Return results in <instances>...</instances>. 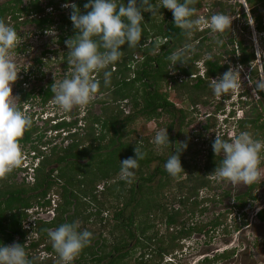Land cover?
<instances>
[{"label":"trees","instance_id":"obj_1","mask_svg":"<svg viewBox=\"0 0 264 264\" xmlns=\"http://www.w3.org/2000/svg\"><path fill=\"white\" fill-rule=\"evenodd\" d=\"M60 1L71 0H50L49 4L58 8L59 3H61ZM75 1L77 7H81L79 8L81 14H86L87 11H90V9L84 8L88 0ZM245 1L250 8L256 30L259 33L264 32V15L261 13V11H264V0ZM122 2L126 5L128 0H118V3ZM151 2L159 6L161 0H151ZM206 2L207 0H195L194 7L197 10V16H200L204 3ZM222 3L224 2H218L220 5H222ZM22 5V0H15V5L7 4L0 7V20H4L5 23L10 24V20H7L6 15L9 13L11 16H14L18 11L26 12L27 9L23 8ZM33 5L37 6L38 10L41 9L37 1H35ZM26 15H28V11ZM142 15L144 22L140 44L135 48H128L127 44L122 46L121 51H123V55L121 59L106 69L112 72L110 78L111 83L107 86L104 85L103 71H101L99 75L94 74V78L100 80V88L97 94L102 96L98 97L96 102L101 105L103 118L101 115L96 117H92L90 114L87 115L85 118L87 125L84 127L87 132L84 135H80V133L77 132L68 137L67 134L65 139L67 141L73 140L72 142L70 141L71 143L69 146L57 147L58 145L55 144L51 147L52 152L49 156L43 155V151L40 147L35 146L38 144H33L30 149H36V156L41 155L39 157L41 160L34 169L35 174L32 185L28 186V183L25 181L19 185L8 183L7 179L11 178L12 171L0 177V245L8 246L10 242L15 240L16 236H18V243L24 246L26 231L22 230V221L29 215L26 210L35 204L41 207L50 206V200H47L46 196L53 186L62 181L63 183H61V190L59 193L63 199L64 205L57 206L55 209V216L52 220L37 221V232L40 235V239L37 242H31L28 247L24 246L25 250H30L45 244L42 247L44 251L56 253L52 247V243H45V239H49L48 232L51 229L58 228L63 223L79 221L80 230H88L92 232L93 236L91 243L85 247L73 261L75 264H128L127 256L130 254V250H127L130 243L129 239H134L135 237L137 243L134 248H138L140 252L135 261L139 264H159L158 260L162 258L163 255L171 254L179 246V243L176 242L177 239L189 235L195 228H198L199 231L202 230L201 227H189L188 229L182 227L178 232L179 235H172L168 243L161 238L162 246L153 249L154 246L151 242L154 240V236L153 234L147 235L146 233L150 228L154 227V223H149L144 220L139 221L138 228L140 230V235L137 236L132 228L135 218L134 213L124 217V208H120V210L115 208L112 217L114 219L113 226L108 224V217L100 216L105 209L104 205L107 204L112 197L115 201L124 200L123 206L127 207L130 203L135 201V197L140 193L146 195V197L150 195L145 202V204L148 205V210H139L141 212H146L148 217L151 213L150 209H156V207L160 208V199L166 196L164 194V196L162 195L163 189L171 187L177 189L176 192H178V194L175 193L171 203L180 202L182 205H186L188 201L192 200L191 204H193V207L191 206V208L193 210L195 207L199 206V201L196 200V196L199 193L200 187L206 186L207 182H209L208 177L213 175L212 173L216 166H219L223 159L220 154L215 155L212 148L214 140H212L208 145L209 147L207 149L205 163L202 166L203 168L199 167V158L196 151L189 156L180 154L181 165L185 173L182 172L178 176L173 177L165 170V162L171 155L170 152L175 144V136L171 133L173 126L176 123H181L182 127H186L193 123L194 120L191 118V110L175 107L176 105L169 99L168 93L162 92L161 89L167 87L169 84L171 89L176 91L177 98L180 99L181 96H184L185 101L189 103L191 107L200 103L208 104L210 101L208 98L215 97L209 86L211 79L221 77L228 71V64L222 62V56L220 55L215 56V58L210 61L205 59V77H201L198 75L200 68L197 62L203 58L202 52L205 48L211 51V45L206 46V41L209 39V34L213 32L209 28L203 30L199 28L193 33L191 39H189L183 30L175 26L174 17L170 10L160 8L159 14L157 15L152 16L150 12H142ZM242 15L245 18L247 17L244 10L242 11ZM206 17H210V14H206ZM14 19L17 21L14 26H17L18 23H20V17H16L15 14ZM61 19L62 23L59 25L61 34L58 36L59 43H63L66 40L65 38L68 37L74 39L76 35V30L73 27L70 17L62 14ZM27 20L32 21L26 19L23 22H27ZM34 21L39 29H43L45 26L51 24L53 19L43 17L40 19L35 18ZM231 42H234L235 45V48L230 52L233 61L240 65H250L255 61V48L245 45L243 40L235 41L231 39ZM186 43L194 44L196 52L191 55L190 58L186 59L185 63H177L174 67L168 57L182 48ZM223 45L224 44H222V46ZM17 49L19 51L27 50L21 47H17ZM49 53H52V51L45 50L42 56L37 59V62L43 63L44 59L50 58V55H48ZM69 53L70 50L64 54L63 58L61 56L59 58L67 65L70 59ZM56 59L58 60V56ZM44 64L45 63H43V65ZM170 65L172 66L170 67ZM171 68L178 71V76L182 75L184 77L178 78L174 75H170ZM262 70L264 71V62L262 63ZM257 72V69H254V72L252 71L253 74H257ZM30 74L33 75L34 71H31ZM43 77V75L40 76L42 79ZM28 78V74H23L22 78L17 83L20 88L19 97L21 106L19 108L21 110H23L25 104H30L36 96H39V102L42 106H45L48 102L53 100L54 93L51 91L52 81L49 82L46 87H40L38 90L32 87L31 90L25 92L22 83L25 82L26 84ZM190 80L194 81L190 82ZM32 89H35V91ZM119 101L129 102L131 104L130 111L125 113L124 109L118 104ZM261 103L260 101L259 104ZM251 109L252 111L255 110V106ZM261 111H263L262 107ZM255 113L256 115L254 118L246 115L243 120L238 122V127L236 128L237 134L245 130H264L263 113L257 110ZM163 114H167L171 118L167 127L170 142V144L167 145V148H169V155L159 157L154 153L152 148H149L150 144L148 142L147 146L143 147L141 151V153H143V158L139 160V167L134 170L135 175L131 183L119 180L107 188L108 193L100 191V194H98L100 196L93 193L98 183L115 178V175L120 172V161L129 157L135 158V148L123 138V133H125L127 127L139 117L145 120H151L159 119ZM32 115L29 116L32 117ZM208 123L204 126L205 128H215V126H217L215 115L208 117ZM98 124L101 125V130H99L101 135L97 138L95 134L98 133V131L95 125ZM73 125L74 122H67L64 121V119L59 122L55 120L52 128L53 130L62 128L70 130L68 128ZM37 129L38 127L32 123L31 128L28 129L27 132L33 134V132H37ZM102 130H105L106 133H111V136L107 137V142L105 144H103V141L106 136ZM80 136L82 137L80 138ZM201 136L200 134L199 137ZM57 137H60V135H57ZM222 138L229 140L227 137ZM200 148L199 152L201 150ZM112 149H114L115 156L118 157L116 162H111L110 159L112 156ZM103 150L105 151L102 152ZM176 151H178V149H175V152ZM97 157L100 160L96 162L95 160ZM156 158H159L164 165H159L154 172L151 174L148 173V176H144L143 170L145 169L148 171L150 164ZM82 159H87V161L82 163ZM200 170H202L204 174L198 176L199 173L197 172ZM184 174L185 177L182 179ZM78 175H82V177L79 178ZM157 175L161 178L159 183L154 186L148 184V182H151ZM86 176L88 178H86ZM74 186L79 188L82 193L81 195L75 192ZM126 191L128 194H126ZM154 194L160 195L158 201L154 197ZM111 195L112 197H110ZM87 196H91L90 202L93 201L95 205H97L98 210L93 213L89 212L88 214H84V211L77 210L79 206L81 207L83 204L85 205L88 203L86 201L81 202L80 197L86 198ZM120 197L123 198L121 199ZM250 197L251 193H247L241 198H238V200H241V204L236 206L244 208L246 200ZM78 201L83 204L80 205ZM152 201L154 203H152ZM138 206L137 204V207ZM68 207H71L73 210L70 211ZM204 208L205 207H203L202 210H204ZM152 212L155 213L156 211ZM179 213V210L176 209L170 213H163L166 215L164 223L168 228L172 223H175V218ZM91 215L97 217V227H94V221H89ZM259 216L260 220H264V212L260 213ZM219 223L218 220L214 219L210 222V225L213 226ZM106 230H108L110 234H114V231L118 230L116 235L113 236V243L103 236ZM142 237L145 238L144 242L141 241ZM227 254L229 255V253ZM146 255H151V259H144ZM54 256V260L51 258L45 259L44 261H47L46 264H60L58 256ZM28 258L32 264H41L35 261L33 257ZM210 262V258H206L204 261H201L200 264H209Z\"/></svg>","mask_w":264,"mask_h":264},{"label":"rangeland","instance_id":"obj_2","mask_svg":"<svg viewBox=\"0 0 264 264\" xmlns=\"http://www.w3.org/2000/svg\"><path fill=\"white\" fill-rule=\"evenodd\" d=\"M3 1V0H2ZM1 1V2H2ZM6 1V0H4ZM24 0H22L23 2ZM27 1V0H25ZM224 2L222 5L218 4V2ZM217 2V3H216ZM224 4V5H223ZM247 14V17L245 18L242 15V11ZM47 11V10H46ZM59 11H56V15L54 16V29L44 34V36H35L34 34H30L34 31V24H22L18 28L17 33H19V43L17 47L21 48H27L26 51H19L17 47L12 50V58L14 62L17 65V70L19 71L17 80L11 84V95L13 97H10V100L13 104L20 107V97H19V87L17 85L18 81L22 78L23 72L29 67L33 65L34 67V74H30L29 71L27 72L29 75V78L27 79V84H23L24 91L31 90L32 87H35L36 90H38L40 87H46L49 82H56L59 81L65 76H70L72 72V65L68 64L66 65L62 59H59L60 56L63 58V54L65 52H68V48H64L62 43L60 44L57 38V35H59L60 30L56 29L57 25L62 23V19H60ZM217 13H222L227 16H229L232 19L231 28L229 30H226L223 34L220 33H212L209 34V39L206 41V46L211 45V51H208L207 48L203 50L202 52V59L199 62V66L201 69H206L204 60L205 57L208 55H213V59L215 56H222V62L228 64L229 67H237L242 66V71L240 73L241 76V87L236 92H229L221 97H213L208 98L210 101L208 104H197L196 106L189 105L185 101V97L181 96L180 99L177 98V93L174 89H171V87H163L161 89L162 92H167L168 97L171 101L175 103V107L178 108H185L192 111L191 118L194 120L193 123L186 127H182L181 123H176L171 133L175 136V144L172 147V150L170 154L175 152V149L180 150L183 144L187 145L186 149L181 150L180 154L182 155H191L197 151V155L199 158V167H202L205 163V157L208 149V145L212 140H215L216 135L219 134V130L217 127L221 123V118L225 117L223 113H227L230 109L232 110L233 107L230 105V101H235L234 97L235 94H238L241 92L244 87L247 88L248 92L251 93L253 89L255 88V82L257 79L264 78V72L262 70V63L264 62V55L260 57V59H257L250 65H239L235 61L232 60V56L230 55V52L233 48H235L234 42H231V39L237 41V40H243L245 45L252 46V48H255L257 52V48H259L261 51H264V32L259 33L255 28V23L253 21V16L250 12V8L248 7V4L245 0H207L206 3H204V7L201 11L200 16H205L206 14L214 15ZM262 15H264V11H261ZM8 18V17H7ZM25 18L23 17V20ZM34 35V36H33ZM211 38V39H210ZM70 38H66V40H69ZM222 40L224 44L217 45V40ZM65 40V41H66ZM196 43V42H195ZM50 49L52 53H49L50 58L44 59L43 63H38L37 59L42 56V53ZM139 54V53H137ZM58 56V60L56 57ZM172 65H170L171 67ZM200 71H203L201 70ZM254 69H257V74H253ZM170 75H174L178 78H183V76H178V71L170 69ZM44 76L43 79L40 78V76ZM193 79V78H192ZM217 79V78H215ZM194 80H190V82H193ZM35 89H32L35 91ZM251 91V92H250ZM36 94V93H35ZM259 94V93H258ZM104 95V94H103ZM102 95L96 94L93 100H96L98 97ZM260 96V95H259ZM205 97V96H204ZM254 97V100L253 98ZM206 98V97H205ZM233 98V99H232ZM39 96L34 97L32 102L30 104H26L23 106V111L28 115H34L32 116V123H34L40 131L47 130V133L54 134L55 131L52 129V123L50 120L43 121L42 119L45 118V116L53 115L55 117H59L61 113H63L62 110L58 108L53 103V100L48 102L46 106H42L39 102ZM258 100L255 98V96L252 94L247 96V102L246 104L243 102L236 103L235 109L239 113V116L245 117L246 115H249L250 117L254 118L257 110L258 112H261L260 109L263 107L262 103L259 104L257 102ZM120 107L124 109V112L127 113L131 109V104L129 102H118ZM255 104V110L252 111L251 108L254 107ZM221 106V108H220ZM88 109L89 112L93 111L92 114L96 116L102 117L101 113V105L99 103H91L90 105L83 106V107H74L71 112H68V118L72 121H76V119H81V117L85 114V109ZM44 113V117L41 119L40 117H37L40 112ZM84 111V112H83ZM236 112V113H237ZM65 113V112H64ZM216 114L217 115V121L218 124L215 126V128H205L204 126L208 123V115L209 114ZM79 114L78 116H76ZM179 115V114H178ZM103 118V117H102ZM171 121V118L167 114H163L159 117V119H151V120H145L142 117L137 118L134 122L130 124L129 127L125 130V133H123V138H125V141L130 143L133 148L137 147L142 151L143 147L147 146L148 142L150 144L149 148H152L154 153L156 155L160 156H167L169 155V148L167 146L163 147H157L152 143V140L155 136V133L162 129L167 128L168 123ZM210 121V120H209ZM83 123V122H82ZM214 123V122H213ZM212 123V124H213ZM209 124V123H208ZM210 126V125H209ZM79 126H76V129H73L75 127H71L73 130H77ZM101 125L98 124V133L96 134L97 138L100 137L99 130H101ZM233 127V124L231 125ZM232 129V128H230ZM243 130V129H242ZM80 135H84L86 133L85 129L83 130L78 129L77 130ZM103 131V130H102ZM246 131V130H245ZM180 132V133H179ZM247 132H250L253 135L254 139H259L264 141V130H258V129H252L248 130ZM104 135L106 136L105 140L103 141V144L107 142V137L111 136V133H106V131H103ZM198 134V135H197ZM202 135L199 137V135ZM226 137L228 135L230 137H233L235 135V132L232 130H229V132H226ZM198 136V137H197ZM62 137V135L60 136ZM52 142H50V145H48V150L53 145L59 146H65L66 140H61V138H50ZM70 142V141H69ZM205 142V143H204ZM204 145V147H203ZM21 147L22 153H23V162L20 166L13 169V173L11 178H8V183H15L21 184L23 181L28 183V186L32 185L34 178V172L30 168V163L32 161V158L27 154V151L29 150V145L26 147ZM201 147V148H200ZM199 148L201 149L199 152ZM174 149V150H173ZM107 150V149H105ZM103 150L102 152H104ZM101 152V153H102ZM112 156H111V162H116L118 160V157L114 154V149L111 150ZM114 154V155H113ZM222 154V153H221ZM32 155V154H31ZM88 159V158H87ZM87 159H82L81 162L85 163ZM98 157L96 158V162L99 161ZM94 162V161H93ZM95 163V162H94ZM159 165H164L162 161L159 158H156L153 160V162L150 164L149 170L146 171L143 170V175L148 176V173L151 174L155 171L156 167ZM203 168V167H202ZM260 170H261V178L259 180H264V152L261 153V164H260ZM198 176L203 175V171L200 170ZM79 178L82 177V175H78ZM185 177V174L182 176V179ZM86 178H88L86 176ZM159 176L157 175L151 182H148V184L154 186L159 183ZM121 180L120 179V172L115 175V178L108 180L106 182H101L97 184V187L94 189V192L97 196H100V191H105L108 193L107 188H109L114 182H117ZM87 182V181H86ZM61 183L56 184L52 187V189L47 194V197H50V199H55V204L64 205L63 199L60 196V190H61ZM207 187L202 188L199 193L196 196V200L199 201V206L195 207L193 210L191 206L192 200L188 201V204L179 206L178 203L172 202V199L175 195V193L178 194L177 189L171 188H164L162 195L164 196L161 200V206L156 207V209H150L151 213L147 217L146 212H141L139 210H148V205L145 204L147 201V197L149 198L150 195L146 197L144 194L137 195L135 198V201L129 204V206L124 207V200L115 201L112 197L107 204H105L104 211L100 214L102 217H108V224L110 226H113L114 219L113 217V211H115V208L117 210H120V208H124V217L130 216L131 213L135 214L134 222H133V231L136 233L137 236L140 235V230L138 228L139 221L144 220L149 223H154V227L150 228L147 231V235L153 234L154 240L151 242L153 243V249L157 248L158 246H162L161 244V238L168 243L172 237V235H179L178 232L182 229V227L189 228V227H201L202 230H198V228H195L188 236L181 237L176 240L177 243H179V246L172 252L171 254H167L164 256L163 260L161 261L162 264H197L201 260H204L206 257L210 258L211 262L209 264H264V220L258 219L256 216L255 208L259 207L258 210L262 209V206H264V182L262 184H258V190L253 191L254 199L249 198L246 200V205L243 208V210L240 208H234L233 202L234 197L238 195L239 193L243 192V184H232L230 182L218 180V179H210L209 182L206 184ZM105 189V190H104ZM74 190L77 194H82L78 187L74 186ZM128 190V186H127ZM136 191V190H135ZM229 194V197L223 196V192H227ZM126 194L128 192L126 191ZM221 194V195H220ZM53 195V196H52ZM102 196V195H101ZM154 197L159 199V194H154ZM209 197V198H206ZM241 197V196H240ZM103 198V197H100ZM121 199L123 197H120ZM205 200V201H203ZM88 202L87 204H83L81 202ZM80 201L78 203L82 205L79 206V209L77 211H84V214H88L89 212L93 213L94 211L98 210L97 205L91 201V196H87L86 198L80 197ZM236 201L238 199L236 198ZM201 202V203H200ZM63 203V204H61ZM152 203H154L152 201ZM151 203V207H152ZM136 204V206H135ZM137 204L139 205L137 207ZM113 206V207H112ZM37 204H35L32 209H38ZM193 207V206H192ZM204 210H202V208ZM70 211L73 209L71 207H68ZM40 209V208H39ZM174 209H179L180 213L177 217L178 222L175 225H172V229L167 228L165 225L166 215L163 214L164 212H172ZM238 209V210H237ZM45 210V208H44ZM257 210V211H258ZM152 211H156L155 213ZM203 211V212H200ZM238 211L242 212L244 211L246 213L245 218L238 217L237 213ZM249 211L250 213H247ZM242 214V213H241ZM37 218H43L46 219L43 215H38L37 213H34L31 217L27 218L23 222L24 227H33L35 223H37ZM214 218L219 219V221H223L222 225L217 226L216 228H212V226L209 227L210 222L213 221ZM89 221H94V227H97V217L95 215H91ZM209 224V225H208ZM206 225V226H204ZM38 228V225L34 226V229L30 230V233H28L25 237V245L28 247V245L31 244V242H37L40 239L38 232H36ZM206 229V230H204ZM55 230L51 229L50 231ZM118 230L114 231V234H110L108 230L104 231L103 236L108 239L111 243L114 242L113 236L116 235ZM17 239V240H16ZM19 237L16 236L14 241H18ZM13 241V242H14ZM46 241V242H45ZM45 243H51L49 242V239H45ZM142 242L145 241V238L142 237ZM13 242H10L9 245H12ZM129 246L127 250H130V254L127 256V262L128 264H139L135 260L139 256L140 252L138 248H134L136 246V237L134 239H129ZM156 243V244H155ZM165 245V243L163 242ZM45 245V244H43ZM43 246L34 247L33 249L26 250V253L28 257H33V259L41 264H46L47 261L43 260L42 255L44 254L42 252ZM52 251H50L51 253ZM229 253V255L227 254ZM56 255V253H51V255ZM227 254V255H226ZM53 255L51 259L54 260ZM49 256V254H48ZM46 259V258H44ZM144 259L149 260L151 259V256H145ZM168 260V261H166ZM169 260H172V262H169ZM161 264L160 262H158ZM73 264H75L73 262Z\"/></svg>","mask_w":264,"mask_h":264},{"label":"clouds","instance_id":"obj_3","mask_svg":"<svg viewBox=\"0 0 264 264\" xmlns=\"http://www.w3.org/2000/svg\"><path fill=\"white\" fill-rule=\"evenodd\" d=\"M60 2L58 8L49 4V2L46 9L47 13L55 9L59 11L61 19L62 14H65L63 9L70 6L72 8L70 16L65 15L70 17L76 30L75 38L65 41L68 50H70L68 62L72 65L73 70L70 76H65V78L51 85V91L54 93L53 103L65 113L71 112L74 107L87 106L93 100L100 88V80L95 79L94 74L99 75L103 71L104 85L107 86L111 83L112 72L106 69L121 59L123 55L121 47L127 44L128 48H135L141 42L144 22L142 12H150L154 16L159 14L160 8L170 10L174 17L175 26L183 30L189 39L199 28L201 30L209 28L213 33L222 34L229 30L232 24V19L222 13L210 17L197 16V10L194 7L195 0H161L159 6L152 3L151 0H139V7L138 0H128L126 5L123 2L118 3V0H88L84 8L90 9V11H87L86 14H81L75 0ZM68 2L71 3L68 4ZM51 19H53V16ZM59 25L56 29H59ZM13 26L14 24L10 25L5 23L4 20H0V177L9 174L14 168L22 164L23 153L19 138L32 126L31 117L10 100V97H13L11 95V84L17 80L19 73L11 55L12 50L19 43V35ZM54 26L53 19V22L47 25L46 33L54 29ZM44 29H40L39 34H42ZM60 34L57 35V38ZM216 43L222 45L223 41L218 39ZM195 52V45L186 43L182 48L171 54L168 59L175 67L177 63H185L186 59L190 58ZM255 55L256 61L264 55V51L257 48ZM205 59L210 61L213 57L208 55ZM199 62L201 61L197 62L198 66ZM199 68L201 69L200 66ZM241 71L242 66L229 67L228 71L221 77L211 79L209 86L214 95L221 97L229 92H236L241 87ZM198 75L205 77V69L200 71ZM248 94H251V96L253 94L258 103L262 102L263 111L261 109L260 111L263 113L264 119V78H261L257 79L255 88L251 93L244 87L241 92L235 94V101H230L233 109L223 113L225 117L220 119L222 124L217 127L219 134L216 135L212 144L215 155L223 153L222 161L219 166H216L212 174L218 180L236 185H251L261 178L260 164L261 153L264 152V141L254 139L253 135L247 131L237 134L236 130L238 122L246 116H239L235 104L240 102L246 104ZM252 98L254 100V97ZM211 115H215L217 120L216 114H209L208 117ZM37 117L42 119L44 114L40 112ZM63 119L49 115L42 120H50L54 125L55 120L59 122ZM82 124L86 125L85 122ZM232 124L233 127H231ZM229 130L234 131L235 135L233 137L228 135L227 139L229 140L223 139L222 137L226 138L225 134ZM53 131L57 136L63 130ZM152 143L157 147L169 145L167 128L158 130ZM186 148L187 145L183 144L180 150L173 152L165 162L164 167L169 175L175 177L184 172L180 152ZM134 151L135 158L129 157L120 161V179L128 183L132 182L135 175L134 170L139 167V160L143 158V153L139 148L135 147ZM35 156L36 154L33 153L32 157ZM39 157L36 160L32 158L30 167L38 166L41 160ZM46 199L50 200V206L41 207L37 205L38 209L31 210L30 207L26 211L29 214L37 213L43 216L46 214V220H52L56 213L55 209L59 204H55L56 200H51L50 197L46 196ZM24 221H22V230L26 231L27 235L30 233L31 227H24ZM48 236L60 264H73L80 252L91 243L93 234L88 230H80L79 221H75L63 223L55 230L49 231ZM42 252L44 253L42 255L43 260H45L44 258H51L53 255L44 250ZM53 258H55L54 255ZM0 264H32V262L29 260L24 246L13 243L8 246L0 245Z\"/></svg>","mask_w":264,"mask_h":264},{"label":"flooded vegetation","instance_id":"obj_4","mask_svg":"<svg viewBox=\"0 0 264 264\" xmlns=\"http://www.w3.org/2000/svg\"><path fill=\"white\" fill-rule=\"evenodd\" d=\"M2 0H0V7H2V6H4V5H7V4H9V5H15V0H6V1H2ZM35 1H37L40 5V8L42 9V12H41V9H39L38 10V8H37V6H34L33 5V3H35ZM50 1L49 0H27V1H23L22 3H23V8H25V9H27L26 10V12L28 11V15H26V12L25 11H22V12H20V11H18V12H16L15 14H16V17L17 16H19L20 17V23H18V25L17 26H13L14 28H15V30L16 31H18V28H20L19 26L20 25H22V24H34V31L32 32V33H30V34H34L35 36H44V34L46 33V30L48 29L47 28V26H45V29L42 31L43 33L42 34H39L41 31H40V29H38V27H37V25H36V22L34 21V19L35 18H37V19H40V18H43V17H51L52 18V16L53 15H55V13H56V10L54 9V10H52L50 13H47V11H46V9H47V4L49 3ZM69 3H71V2H68V4ZM77 6V5H76ZM69 8H70V10H69ZM69 8H64L63 10H64V12H65V14L67 15V16H70V13H71V11H72V8L69 6ZM79 8H81V7H79ZM29 9V10H28ZM44 9V10H43ZM54 13L53 15L51 14V13ZM14 13V12H13ZM12 13V14H13ZM15 14H14V16H15ZM8 18H7V20H10V25L12 24H15V22H17V21H15V19H17V18H15L14 19V16L12 17L11 16V14H7L6 15ZM23 17L25 18L24 20H23ZM26 19H29V20H32V21H28L27 20V22H23V21H25ZM53 19H54V16H53ZM23 22V23H22ZM19 34V33H18ZM33 35V36H34ZM61 44V43H60ZM62 45H63V47L64 48H67V46H66V44H65V41L62 43ZM27 49V48H26ZM47 50H50V49H47ZM65 54V53H64ZM64 54H63V57H64ZM69 57V56H68ZM67 65V64H66ZM31 69H32V71H34L33 69H34V67H33V65L29 68H27L26 70H25V72H23L24 74H28L27 72H29V71H31ZM25 85V82L24 83H22V85ZM27 84V83H26ZM94 102H96V100H92L88 105H90L91 103H94ZM97 103V102H96ZM26 105V104H25ZM24 105V106H25ZM46 106V105H45ZM86 111H85V114L81 117V119H76V121L74 122V121H72L71 119H69L68 118V114H66V113H61V115L59 116L61 119H63V118H65L64 119V121H67V122H74V125L72 126V127H75V128H73V129H76V126H79L78 128H77V130L78 129H81V130H83V128L87 125V123H86V121H85V118L87 117V115H89L90 114V116H92V117H96V115H93L92 114V112L93 111H91V112H89L88 111V109H87V107H86V109H85ZM23 111V110H22ZM84 112V111H83ZM45 113V111H43L42 112V114H44ZM79 114H77L76 116H78ZM32 116H34V115H32ZM87 120V119H86ZM82 121L83 122H85L86 123V125L85 124H82ZM33 122V121H32ZM34 124V123H33ZM82 125H84V126H82ZM95 127H96V125H95ZM97 128V127H96ZM68 129H70V130H66L65 128H62V129H58V130H63L60 134H58V135H62V137H57L56 136V134L54 133V134H49V133H47V130H44V131H40L39 130V128L37 129V132H33V134H29L27 131H28V129L24 132V134H23V136L22 137H20L19 138V144H20V146H22V147H26L27 145H29L30 147L33 145V144H38V145H35L36 147H40V149L43 151V155H47V156H49V155H51V148L48 150L47 148H48V145H50V142H52V140L50 139V138H53V139H56V138H61V140H63V139H65L66 138V135H67V137L68 136H70V135H72V134H76L78 131L77 130H73L71 127H69ZM85 131L87 132V130L85 129ZM98 131V130H97ZM97 134V133H96ZM96 134H95V136H96ZM82 136H80V138H81ZM97 137V136H96ZM66 140V139H65ZM69 140V139H68ZM69 141H73L72 139L71 140H69ZM69 141H67L66 140V145L67 146H69V144L71 143V142H69ZM65 145V146H66ZM54 146V145H53ZM30 147H29V150L27 151V154L31 157V158H33L34 160H36V158L37 157H39V156H35V157H32V155L31 154H33V153H35V154H37V150L36 149H30ZM222 157H223V153L222 154H220ZM41 156V155H40ZM32 170H33V172H34V169L36 168L35 167V165L33 166V167H30ZM12 172H13V170H12ZM35 174V173H34ZM33 178H34V175H33ZM212 178L213 179H215V177H214V175H211V176H209L208 177V179L210 180H212ZM222 182V181H221ZM264 182V180H257L255 183H253V184H251V185H244L243 184V186H244V188H243V192H241V193H239L238 195H236L235 197H234V204H233V207L234 208H239L238 206H236V205H240L241 204V200H238V201H236V198L238 199V198H241L242 196H244L245 194H247V193H251V197L250 198H253L254 199V194H253V191L255 192V191H257L259 188H258V184H262ZM224 183H225V181H224ZM202 188H205V186L204 187H200V189L199 190H201ZM221 195V194H220ZM223 196H226V197H229V194H228V191L227 192H223V194H222V197ZM241 196V197H240ZM249 199V198H248ZM178 204H179V206H181L182 204L180 203V202H177ZM245 207V206H244ZM242 210H243V208H241ZM259 209V207L257 208H255V211H256V216L258 217V219H260V213H262V212H264V206H262V209H260V210H258ZM176 210H179V209H176ZM238 210V209H237ZM239 210H240V208H239ZM258 210V211H257ZM180 212V211H179ZM242 213V214H241ZM247 213H250L249 211H247ZM34 213H30L29 214V216L27 217V218H29V217H31L32 215H33ZM179 215V214H178ZM237 215H238V217H240L241 216V218H245V216H246V213L244 212V211H238V213H237ZM177 217L178 216H176V221H175V223H172L170 226H169V228L171 227V229H172V225H175L177 222H178V219H177ZM214 219H216V220H218L219 221V219H217V218H214ZM213 219V220H214ZM37 221L38 220H43V221H47L46 219H43V218H37L36 219ZM220 223L219 224H217V225H209V227L210 226H212V228H210V229H213V228H216L217 226H219V225H222L223 224V221L221 222V221H219ZM166 225V224H165ZM34 226H36V223L34 224ZM34 226L32 227V228H30L31 230L32 229H34ZM30 227V226H29ZM166 227H167V225H166ZM168 228V227H167ZM204 230H206V229H204ZM36 232H37V230H36ZM37 234H39V233H37ZM40 236V235H39ZM188 236V235H187ZM185 237V236H184ZM17 240V239H16ZM14 241V240H13ZM12 241V242H13ZM13 243H18V241L16 242V241H14ZM24 246L26 247V245H25V243H24ZM167 254H165V255H163L162 256V258H160L159 260H158V262H160L161 263V261L163 260V258H164V256H166ZM147 257L148 256H151V255H146ZM207 258V257H206ZM205 258V259H206ZM165 259V258H164ZM166 261H168V260H166ZM201 261H204V260H201ZM200 261V262H201ZM169 262H172V260H169ZM200 262H198L197 264H200ZM162 264V263H161Z\"/></svg>","mask_w":264,"mask_h":264}]
</instances>
